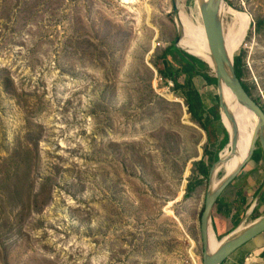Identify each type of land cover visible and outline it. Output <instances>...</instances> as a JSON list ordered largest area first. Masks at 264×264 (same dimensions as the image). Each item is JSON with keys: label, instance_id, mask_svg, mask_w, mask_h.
I'll return each mask as SVG.
<instances>
[{"label": "rangeland", "instance_id": "1", "mask_svg": "<svg viewBox=\"0 0 264 264\" xmlns=\"http://www.w3.org/2000/svg\"><path fill=\"white\" fill-rule=\"evenodd\" d=\"M201 1L175 0L196 29ZM225 2L250 17L235 58L264 111V0ZM179 34L172 0H0V264H202L200 216L228 143L208 111L217 85L192 78L204 131L160 73L184 63L161 58ZM251 159L219 196L236 226L264 214V152Z\"/></svg>", "mask_w": 264, "mask_h": 264}, {"label": "water", "instance_id": "2", "mask_svg": "<svg viewBox=\"0 0 264 264\" xmlns=\"http://www.w3.org/2000/svg\"><path fill=\"white\" fill-rule=\"evenodd\" d=\"M222 0H207L201 3L200 15L203 23L204 35L209 53L211 56V61L214 63V73L217 79V87L220 88L223 83L238 99L242 105L251 111L257 117V128L256 134L258 135L257 140L260 145V149L264 152V112L259 107V105L253 100V98L244 89L241 80L238 78L235 70V60H233L226 48L225 39L223 38L222 29V18L220 16V4ZM173 14H177V7L175 0H172ZM180 34L178 35L175 47L184 51L186 54L193 56L205 64H210L203 61L196 55L188 52L187 50L180 47ZM219 106L220 109L226 110V103L222 98V95L218 93ZM227 133V132H226ZM228 144L231 145V152L235 149V137H230L228 139ZM255 150V146L251 148L247 158L239 164V166L227 176H224L218 183L219 185L215 188L211 186L207 189L203 211L200 216V234L202 241V264H220L223 262L234 250L248 242L249 240H254L261 234H264V214L250 223L246 224L241 229H232L226 235L220 238V244L218 248L214 251H209L207 249V226L208 221L210 223L211 229L214 228L211 222L212 209L219 198L222 191L234 180L237 174L241 171L244 165L250 160ZM218 163L221 162V158L218 159ZM213 174V169L209 171L208 178H211ZM256 204H253L248 213H251L255 208ZM216 236V234H215Z\"/></svg>", "mask_w": 264, "mask_h": 264}, {"label": "bare ground", "instance_id": "3", "mask_svg": "<svg viewBox=\"0 0 264 264\" xmlns=\"http://www.w3.org/2000/svg\"><path fill=\"white\" fill-rule=\"evenodd\" d=\"M204 1L207 0H202L201 3ZM195 2L199 3V0H195ZM219 8L222 25L225 24V28H222L223 38L225 39L227 51L230 57L234 60L237 51L244 43L249 29L251 28V20L248 15L237 13L231 9L225 0H222ZM177 10L175 22L180 29L181 35L178 45L210 64V67L214 71V63L211 61L212 59L206 44L202 19L197 17L198 29H196L185 19L186 15L180 7H178ZM222 87L224 89V102L226 103V110L222 109L221 122L227 132L228 139L233 136L235 137L234 151L231 152V145L227 144L225 148L227 149L225 155L220 157V164H222L224 176H227L230 175L239 166V164L247 158L249 154V144L253 139V135L249 130V121L257 127V117L251 111L246 109L223 83ZM218 185L219 183L213 181L211 188H215ZM245 225L246 224H241L239 227L236 226L234 229H241ZM206 235L207 249L209 251L216 250L220 244V239L214 235L209 221Z\"/></svg>", "mask_w": 264, "mask_h": 264}, {"label": "trees", "instance_id": "4", "mask_svg": "<svg viewBox=\"0 0 264 264\" xmlns=\"http://www.w3.org/2000/svg\"><path fill=\"white\" fill-rule=\"evenodd\" d=\"M262 24H263V22L256 23V27L258 30H260L262 28ZM173 53L176 54L177 56H179L180 59H182V61H184V63L179 65L173 71H172V69H170V67L168 65L167 71L169 73L166 74V73H162L161 71H160V73L162 76L170 78L172 80L173 86L175 88L181 89L184 91V93H185L184 98H185L189 113L191 114V116L195 120H197L198 122L201 123L202 128L204 129V131H206L207 125L205 123H203L204 102H203L202 96L199 93V91L194 89L192 78L194 76L202 75V78L210 86L217 85V79L214 76L212 77V76H209L208 74L202 73V70H200V69H203L204 67H206L208 69L209 67L207 64H205L204 62H202L201 60H199L193 56L186 54L184 51L175 47V45H171V46L167 47L164 50V52L161 54V58H162L163 62H166L168 55L169 54L172 55ZM235 70H236V74H237L238 78L241 80V83H242L244 89L252 97L251 90H257V87L261 88V86L258 83H252L251 84V83H247V82L243 81V79L247 76L248 69H247V66L245 65V63L243 61L242 56L235 58ZM180 75H184L183 82L178 81V77ZM260 84L261 85L264 84V82L261 81V79H260ZM221 89H222V84H221L220 88L217 87V93L222 95ZM253 100H254V98H253ZM208 111H209L210 115L215 120L220 122V126L223 128V142H222L221 146H225L228 143V136H227V133H226V131L222 125V122H221L222 109H220L219 105H215V106L211 107ZM256 145H258V142L256 143ZM260 153H263L261 149L254 150L251 158L255 157L256 155H258ZM193 166L196 169L197 177H201L204 180L208 179L210 170H209V166L206 164L204 158H202L198 162L193 163ZM197 177H195L194 180H192V179L189 180L187 188H186V190H187L186 194H189L193 190V188L195 187V183L197 182V179H196ZM196 184H199V182ZM261 198L262 199L264 198V193L261 195ZM216 204H218V200L216 201L215 205ZM253 212H255V209ZM212 219H213V216H212ZM237 221H238V218L235 217L234 222H233L234 226H236ZM213 228H214L216 237L220 239L222 237V235H219L217 233L214 222H213Z\"/></svg>", "mask_w": 264, "mask_h": 264}, {"label": "crops", "instance_id": "5", "mask_svg": "<svg viewBox=\"0 0 264 264\" xmlns=\"http://www.w3.org/2000/svg\"><path fill=\"white\" fill-rule=\"evenodd\" d=\"M217 200L218 204L213 208L212 224L214 222L217 233L224 236L234 227L233 222L237 214L224 208L222 204L224 201L221 197ZM259 200H261V197ZM227 223H229V225ZM221 264H264V234L238 247Z\"/></svg>", "mask_w": 264, "mask_h": 264}, {"label": "built area", "instance_id": "6", "mask_svg": "<svg viewBox=\"0 0 264 264\" xmlns=\"http://www.w3.org/2000/svg\"><path fill=\"white\" fill-rule=\"evenodd\" d=\"M171 85V83H169Z\"/></svg>", "mask_w": 264, "mask_h": 264}]
</instances>
